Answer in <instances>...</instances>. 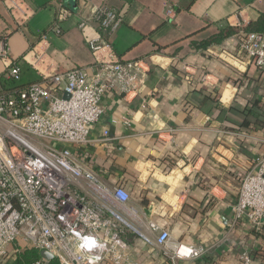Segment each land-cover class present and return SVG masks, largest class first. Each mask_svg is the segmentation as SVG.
I'll use <instances>...</instances> for the list:
<instances>
[{
    "label": "crops",
    "instance_id": "0c3cea01",
    "mask_svg": "<svg viewBox=\"0 0 264 264\" xmlns=\"http://www.w3.org/2000/svg\"><path fill=\"white\" fill-rule=\"evenodd\" d=\"M24 1L29 17L20 21L0 0V37L22 68L11 82L0 59V93L42 80L45 70L94 72L91 42L101 37L109 42L102 58L148 62L139 92H106L78 153L108 185L131 194L132 264H171L150 220L170 231L168 251L177 242L205 248L178 264H236L245 252L264 264V221L256 227L233 209L244 178L264 159V76L241 47L264 0ZM103 7L121 18L111 32L96 17ZM38 52L45 62L36 61ZM19 244L0 264H18Z\"/></svg>",
    "mask_w": 264,
    "mask_h": 264
},
{
    "label": "built area",
    "instance_id": "2783aa9c",
    "mask_svg": "<svg viewBox=\"0 0 264 264\" xmlns=\"http://www.w3.org/2000/svg\"><path fill=\"white\" fill-rule=\"evenodd\" d=\"M5 4L16 19L29 17L24 0ZM64 17L61 12L58 20ZM96 17L103 31L111 32L121 23L117 11L107 7ZM54 29L61 33L59 27ZM105 47L109 42L104 37L91 42L96 57L92 73L86 68L45 70L42 80L0 93V262L9 257L13 244L20 243L50 251L61 264H132L127 217L138 213L129 204L131 194L121 185H108L78 153L100 120L106 92H139L150 68L144 59L102 58ZM241 47L264 76V36L248 32ZM35 56L45 62L44 52ZM0 59L6 64L7 80L20 81L22 68L5 36L0 37ZM233 209L238 219L247 218L256 227L263 224L264 159L244 178ZM148 227L171 264L205 253L203 246L184 242L168 251L170 231L152 220ZM236 264L254 262L245 252Z\"/></svg>",
    "mask_w": 264,
    "mask_h": 264
},
{
    "label": "trees",
    "instance_id": "16d2710c",
    "mask_svg": "<svg viewBox=\"0 0 264 264\" xmlns=\"http://www.w3.org/2000/svg\"><path fill=\"white\" fill-rule=\"evenodd\" d=\"M244 30L247 32H257L262 36H264V14H262L257 21L250 23L248 27L245 28ZM233 33H234L233 30H229L226 33H221L219 38L226 35L229 36ZM219 38L218 37L214 38L211 41H217ZM22 87L23 86L19 85V86H15L14 88H16V90H19ZM11 88H13V86ZM11 90L13 89H8V91ZM17 247L20 250V252L17 253L18 264H33L34 262L43 259L40 250L33 245H25V246L18 245ZM41 264H61V262L59 261V259L53 258L50 260H45Z\"/></svg>",
    "mask_w": 264,
    "mask_h": 264
},
{
    "label": "water",
    "instance_id": "95a60500",
    "mask_svg": "<svg viewBox=\"0 0 264 264\" xmlns=\"http://www.w3.org/2000/svg\"><path fill=\"white\" fill-rule=\"evenodd\" d=\"M40 253H41L42 258H44L46 260H50V259L55 258L54 254H52L48 250H41Z\"/></svg>",
    "mask_w": 264,
    "mask_h": 264
},
{
    "label": "rangeland",
    "instance_id": "374dc122",
    "mask_svg": "<svg viewBox=\"0 0 264 264\" xmlns=\"http://www.w3.org/2000/svg\"><path fill=\"white\" fill-rule=\"evenodd\" d=\"M17 247V246H16ZM19 249V248H18ZM18 252H20V250L18 251Z\"/></svg>",
    "mask_w": 264,
    "mask_h": 264
}]
</instances>
